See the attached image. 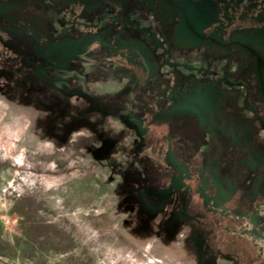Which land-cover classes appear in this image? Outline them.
<instances>
[{"label": "flooded vegetation", "instance_id": "obj_1", "mask_svg": "<svg viewBox=\"0 0 264 264\" xmlns=\"http://www.w3.org/2000/svg\"><path fill=\"white\" fill-rule=\"evenodd\" d=\"M165 1L0 0V54L32 74L44 65L46 88L61 73L56 56L43 59L49 42L87 39L71 75L86 70L82 54L87 68L134 81L121 106L138 117L140 142L124 150L148 178L139 198L174 206L164 217L188 228L202 264L229 263L217 256L222 241L199 240L223 231L264 260L253 188L260 175L264 191V0Z\"/></svg>", "mask_w": 264, "mask_h": 264}, {"label": "rangeland", "instance_id": "obj_2", "mask_svg": "<svg viewBox=\"0 0 264 264\" xmlns=\"http://www.w3.org/2000/svg\"><path fill=\"white\" fill-rule=\"evenodd\" d=\"M87 42H49L43 59L56 56L61 73L46 88L37 74L22 76L20 59L12 63L0 54V227L12 252L0 258L9 264H202L188 228L161 212L174 206L137 193L148 178L127 162L124 149L140 142L138 117L121 106L134 81L87 68L82 54L86 70L69 72L70 59ZM170 185H163L168 192ZM253 234L263 236L257 229Z\"/></svg>", "mask_w": 264, "mask_h": 264}, {"label": "trees", "instance_id": "obj_3", "mask_svg": "<svg viewBox=\"0 0 264 264\" xmlns=\"http://www.w3.org/2000/svg\"><path fill=\"white\" fill-rule=\"evenodd\" d=\"M9 73H8V75H10ZM45 73L46 72H44V71L42 72V74L33 73V75L37 74L36 75L37 81L39 83L43 84V86H45V84L43 83L42 79H43V77H45ZM29 75H30V73L28 71L27 72L23 71V73H22V76H24V78L30 77ZM51 85L52 84L48 83L47 87H51ZM260 178H261L260 175L256 177L255 184H254L253 188H255L254 192H255V194H257L255 196V198L258 201H260L261 203H263V207H264V191L260 192V193L257 192L258 184L260 183ZM166 211H165V209L161 210V212H163V213H166ZM20 229H21V232L23 233V235L28 238V231L24 227V222H20ZM1 235H2V229L0 227V257H6L9 255H12V252L9 249V247H10L9 244H7V242L5 243L2 241ZM207 235H208V233H206V234L201 233L199 240H202L203 242H205V241L211 242V241H218V240L222 241L221 242L222 244L220 246V254H218L217 256L221 259L227 260L229 262L227 264H264V260L262 259V257H259L256 253H254V255H253L250 252V250L246 247V245H244V243H242V240L238 241V243H239L238 246L233 244V240H236V239L239 240L240 239L236 234L226 233L223 231L222 233H219L217 235L214 234L210 237H208L209 235L208 236ZM214 236H216V237H214ZM205 237H207V238H205ZM233 245L235 248L233 247ZM250 255L251 256L253 255V258L250 257Z\"/></svg>", "mask_w": 264, "mask_h": 264}, {"label": "water", "instance_id": "obj_4", "mask_svg": "<svg viewBox=\"0 0 264 264\" xmlns=\"http://www.w3.org/2000/svg\"><path fill=\"white\" fill-rule=\"evenodd\" d=\"M0 262L3 263V264H9L5 260H3L2 258H0Z\"/></svg>", "mask_w": 264, "mask_h": 264}]
</instances>
